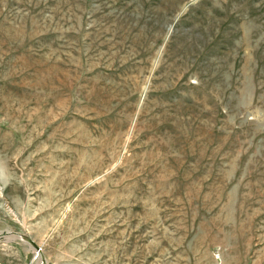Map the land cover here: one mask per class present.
I'll list each match as a JSON object with an SVG mask.
<instances>
[{
	"label": "rangeland",
	"instance_id": "374dc122",
	"mask_svg": "<svg viewBox=\"0 0 264 264\" xmlns=\"http://www.w3.org/2000/svg\"><path fill=\"white\" fill-rule=\"evenodd\" d=\"M19 237L264 264V0H0V258L38 264Z\"/></svg>",
	"mask_w": 264,
	"mask_h": 264
},
{
	"label": "bare ground",
	"instance_id": "6f19581e",
	"mask_svg": "<svg viewBox=\"0 0 264 264\" xmlns=\"http://www.w3.org/2000/svg\"><path fill=\"white\" fill-rule=\"evenodd\" d=\"M19 238L22 239V240H25V241L28 240V238H25V237H19ZM35 256H36V260H38V264H46L44 259H43V256L41 255V253L38 254L37 250L35 251Z\"/></svg>",
	"mask_w": 264,
	"mask_h": 264
},
{
	"label": "water",
	"instance_id": "95a60500",
	"mask_svg": "<svg viewBox=\"0 0 264 264\" xmlns=\"http://www.w3.org/2000/svg\"><path fill=\"white\" fill-rule=\"evenodd\" d=\"M26 242H29L31 245H33L36 248L37 252H39V253L41 252L39 246L36 245L33 241H31L30 239H28Z\"/></svg>",
	"mask_w": 264,
	"mask_h": 264
},
{
	"label": "built area",
	"instance_id": "2783aa9c",
	"mask_svg": "<svg viewBox=\"0 0 264 264\" xmlns=\"http://www.w3.org/2000/svg\"><path fill=\"white\" fill-rule=\"evenodd\" d=\"M39 254V252H38ZM0 264H7L6 262H4L1 258H0Z\"/></svg>",
	"mask_w": 264,
	"mask_h": 264
}]
</instances>
